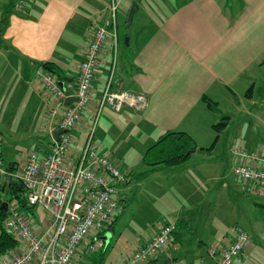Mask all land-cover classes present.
I'll return each instance as SVG.
<instances>
[{
    "label": "crops",
    "instance_id": "crops-1",
    "mask_svg": "<svg viewBox=\"0 0 264 264\" xmlns=\"http://www.w3.org/2000/svg\"><path fill=\"white\" fill-rule=\"evenodd\" d=\"M10 1L12 13L0 37V86H5L0 91V105L6 103L8 107L17 106L22 112L20 130L24 132L25 138L20 141H25L27 145L19 144L6 136L12 121L11 124L0 125V182L3 181L4 174H8L4 170L5 165L10 164L13 168L12 173H9L13 180L24 165L27 151L36 150L44 155L51 147L53 129L48 126L51 119L49 109L54 106L55 99L39 81L38 73L43 69L41 64L47 61L55 63L61 76H54L68 86L74 85L79 62L92 35L91 21L108 16L109 7V0H22L23 3L16 9L13 4L21 0H0V11ZM133 2L137 3L138 8L132 19L139 17L141 25H138V30L141 36L140 39L131 34L128 36L126 45L132 44L130 57H118L117 73L123 81V88L145 94L147 106L141 111L124 107L114 114L116 128L120 125L121 131L127 133L126 137H130L132 132H137L136 128L141 121L142 130L152 128L151 133H155L153 138L166 131H185L189 135L193 134L196 140H206L207 136V140L210 138L211 142V138L214 139L215 136L211 127L215 123L212 116L216 112L203 102L202 96L205 94L217 101L218 107V87L219 92L222 87L228 89L231 96L225 97L233 99L239 94V89L244 90V101H247L244 105L247 110H253L256 122L264 128V75L263 82L254 80L256 70H262L264 74V0H183L171 5L164 1L158 5L154 0H122L120 7L129 12ZM141 16L145 17L143 21ZM107 43L91 84V100L95 101L100 97L112 59L111 41L108 40ZM8 71L10 76H7ZM233 86H238V89ZM249 86H253L252 95L246 97V88ZM68 91L71 92L72 87H68ZM259 102L262 105H258ZM61 110L62 107H58L53 117L55 125ZM87 113L93 114L90 110H86L84 114ZM75 128L77 129V125ZM224 130L220 132L219 138ZM86 134H83L84 138ZM10 136L13 137L12 132ZM74 136L75 133L70 152L76 154L72 147L80 150L84 138L78 144L80 135ZM234 139L240 143V139L231 136L230 144ZM217 142L210 153L195 149L189 159L181 164L183 170L179 168L176 173L179 176L183 172V178L180 176L177 186L180 197L170 211L175 219L173 222H165L174 223L176 229L169 244L146 264H159L157 260L160 255L164 264L169 258H181L186 264L202 262L203 258L199 253L202 247L223 248L237 226L246 230L237 222H234L235 229L232 232L223 229L224 224L231 223L232 214L221 220V223H215L213 219L219 212L234 210L230 197L233 188L223 174L224 165L215 164V151L219 149ZM209 145L210 143L207 146ZM232 145L228 143L229 152L233 154L231 149L235 146ZM197 146L203 145L197 143ZM95 148L100 153L110 155L108 149L102 152L96 145ZM220 153L222 154V150ZM258 154L264 156L262 152ZM233 155L238 162L247 159ZM125 156L122 152L114 159L124 160ZM170 178L171 181H176L175 175ZM187 182L190 184L189 193L185 194ZM210 182L212 187L209 186ZM237 186L238 193L242 195L255 193L254 186L250 183L239 182ZM210 188L211 202H204V198L199 197L203 194L198 191ZM255 206H262L264 210V201L258 200ZM210 208H213L212 214L208 213ZM210 216V224L206 225ZM114 219L116 220V216ZM260 219L259 215L253 223L256 228ZM28 220L39 235L53 221L50 214L40 206L28 216ZM105 230L107 229L100 231L97 237L106 246L109 240L103 237ZM247 232L250 234V242L234 259L233 264H264V260L252 259L247 254L252 250L258 254L259 249L254 248V242H257L254 238L258 239L262 231L256 233L257 237ZM153 234L132 244L125 251L120 250L118 256L108 264H119L124 256L143 245ZM92 238L93 235H90L80 246L76 259L93 255H87L83 251ZM258 244L259 247L263 245L260 242ZM24 249L25 246L18 241L10 251L19 252ZM10 251L0 256V264L8 258ZM192 258V261H187ZM75 261L73 258L69 264ZM31 264H38V260Z\"/></svg>",
    "mask_w": 264,
    "mask_h": 264
},
{
    "label": "built area",
    "instance_id": "built-area-1",
    "mask_svg": "<svg viewBox=\"0 0 264 264\" xmlns=\"http://www.w3.org/2000/svg\"><path fill=\"white\" fill-rule=\"evenodd\" d=\"M121 1L109 0L108 16L91 21L92 35L79 62L74 85L60 84L58 78L43 69L38 73L39 81L55 99L54 106L49 109L51 119L48 126L53 130L60 128L61 132L44 155L36 150L27 151L17 179L25 188L27 203L43 208L53 221L39 235L15 202L7 203L4 226L25 249L10 251L3 264H31L34 260H38V264H69L90 235L93 238L83 248L84 253L92 254L103 245L97 234L114 220V211L121 200L117 186L127 182L129 172L124 173L114 159L98 152L94 143V127L105 105L115 112L124 107L141 111L147 106L145 94L123 88V81L117 73L116 20ZM21 3L22 0L14 3V8H19ZM108 40L112 45V59L93 115L95 122L76 155L70 152L72 131L91 101V84ZM68 87H72L71 92ZM67 98L71 99L67 102ZM58 107H62V110L55 125L53 117ZM231 151L236 156L250 159L239 161L233 169L234 175L241 182L252 184L257 196L264 197V156L248 154L239 147H233ZM175 229L174 223L162 224L149 240L124 256L119 264H146L152 261L158 250L169 244ZM249 242L250 234L237 227L223 248L209 246L207 253L212 264H233ZM172 264L185 263L173 259ZM198 264L207 263L203 260Z\"/></svg>",
    "mask_w": 264,
    "mask_h": 264
},
{
    "label": "rangeland",
    "instance_id": "rangeland-1",
    "mask_svg": "<svg viewBox=\"0 0 264 264\" xmlns=\"http://www.w3.org/2000/svg\"><path fill=\"white\" fill-rule=\"evenodd\" d=\"M163 1L166 4L168 3L171 5L175 4L176 2L179 3L183 0H154V2L158 5L159 3L162 4ZM144 19L145 17L141 16V20L143 21ZM139 22V17L137 16H135L134 19L130 21L127 10L122 9L119 6L116 20L118 35V50H116L117 60L118 57H130L132 44H130V46L126 45L125 39L126 37L128 38L130 34L131 36L133 35L140 39L141 34H139L140 31L138 30ZM10 75L11 74L8 71L7 76ZM263 75L264 74L262 70H256L254 80L259 81V83L263 82ZM4 87L5 86H0V91ZM8 87L11 86H6V88ZM233 88L238 89V86H233ZM238 91L239 96L237 95V97L234 99L233 97L227 98L225 96L230 95L228 89L225 90L222 87V90L219 92L218 87L216 96H218L219 99V106L217 107V105H212L213 111L216 112V115L214 117L212 116V119L215 121V123L219 121L220 117L224 115L231 117L227 128L222 132V135L217 142V147L219 149L215 151V164L220 166L221 163H223L224 165L223 174L226 175L228 183L233 188V190L229 191L230 197L234 203V210L232 212L229 210H225L226 212L223 213L219 212L217 215L213 216V219L215 223H221V220H225L227 216L232 214V219L230 220L231 223L224 224V228L222 227L225 229V231L232 232L233 229H235L234 222L239 223L242 227H244L250 233H253L255 236L256 233L262 231V234H259L258 239L254 238L258 243L260 242L263 244L262 246L260 245L261 247H259V244L254 242V248L259 249L258 254H256L254 250H252V252L248 251L247 254L252 259L256 258L259 260H264V210L262 206H255L258 203V200L264 201V197L257 196V194L254 192H250L245 195L238 193L236 188H238L237 185H239V182L241 181L234 175L232 170L233 167L238 164V161L228 149L229 143V145L233 144L232 146L245 149L246 153L248 154L261 152L264 153V128L261 125H258L259 122H256L254 114L252 113L253 110H247V107L244 105V103L247 102L244 101V90L239 89ZM18 98L16 100H18ZM96 99V101L92 99L86 108L87 112L90 110L93 112V114H83L76 124L77 129L75 128L76 125L73 128L72 134L75 133L74 137H77V134L80 135V139H78L77 142L78 144L84 138L83 134L85 132L88 133L94 125L95 120L93 115L96 111L97 101L99 98ZM258 105H262V103L259 102ZM114 114H117V112L113 111L108 105L104 106L94 127V143L100 151L108 149L109 154L112 157L110 155L109 156L112 159L124 152L126 155L124 160H117L118 162L116 159L114 160L124 173L129 172V180L126 184L122 183L117 186H120L118 188V194L120 197L123 195V198H121L122 200H120L114 211V217L116 216V220L113 227L104 231L103 234V237L109 240V244L105 246L106 250L103 253V248H97L93 255L79 259H76L77 257L74 256V261H76L73 264H108L112 258H116L118 256L120 250L125 251L132 244L134 245L139 241H142L143 238L147 239L149 235L153 233L155 234L162 224L165 222H173L175 219L173 217L175 215L170 214V211L173 206L176 205V199H179L180 197L177 186H179L178 181L181 180L180 176L183 178V172L179 174V176H176V173L179 171V168H182L181 166L186 160L189 159L190 156L184 161L172 166H147L143 163L142 157L147 149V146L153 143V141H156L158 137L153 138L155 133H151L152 128L149 130H142L140 128L141 121L139 122L140 126L136 128L137 132L134 131V133L132 132L130 134V137H126L127 133L121 131L120 125H117L119 127L116 128L114 123ZM21 122L22 112L18 110L17 106L8 107L6 103L0 105V125H7L9 123L11 124L9 129L13 133V137L10 136L11 132L7 131L6 136L10 137L8 139L12 138V140L18 141L19 144L27 145L25 141H20L25 138L24 132H22V129L20 130ZM134 128L135 127H133V130ZM75 130L78 131L76 132ZM190 136L195 141H197L198 145L207 146L208 143L211 144L213 141V138H211V142L210 138L207 140V136L206 140H196L193 134H190ZM231 136H235L237 139H240L241 144L238 141L235 142L236 139L232 140L230 144L229 138ZM127 146L130 148H127ZM232 146H230V148ZM72 148L75 150L76 155H78L80 151L74 148V146ZM221 150L222 154L220 153ZM14 153H16V151ZM150 154H153V152L151 151ZM174 175L176 177V181H171L170 177H173ZM189 186L190 184L187 182L185 186V194L187 192L189 193ZM209 186H211V182L209 183ZM210 190L211 188L209 190L198 191V193L203 194L199 197H203L204 202H211L210 197L212 192ZM181 196V198H184V195ZM210 209L211 210L208 213L212 214L213 208ZM259 209L261 210L260 213ZM259 215L261 216V219L258 223V227L256 228L253 223L256 221V219H258ZM210 219L211 216L206 222V225L210 224ZM51 229L53 230V227ZM221 239H224L223 236ZM167 245L168 244H165L162 248ZM218 247L219 249L222 248V246H217V248ZM162 248L158 250L156 256ZM178 260L185 264L187 263L181 258ZM192 260L193 258L187 261L190 262ZM157 261L159 264H164V260L161 255ZM198 263L201 262H195L194 264Z\"/></svg>",
    "mask_w": 264,
    "mask_h": 264
},
{
    "label": "trees",
    "instance_id": "trees-1",
    "mask_svg": "<svg viewBox=\"0 0 264 264\" xmlns=\"http://www.w3.org/2000/svg\"><path fill=\"white\" fill-rule=\"evenodd\" d=\"M10 13H12L11 1L7 2L0 11V37L3 35V31L8 22ZM41 66L43 67V70L48 71L53 75L59 77L61 76L60 69L55 63L47 61L42 63ZM58 80L60 79L58 78ZM252 89L253 86H249L247 88L245 92L246 97H251ZM202 100L209 108H213L212 105L218 104L217 101L212 100L205 94L202 96ZM229 119L230 116L224 115L219 121L212 124L211 127L215 133V136L212 143L208 147H198L196 141L185 131H166L162 133L154 143L147 147L142 157L143 163L150 167H155L158 165L172 166L188 158L192 150L194 151L197 149L202 152L210 153L219 139L220 132L227 127ZM151 151L153 154H150ZM4 167L5 172L8 174L12 173L13 168L10 167V164L5 165ZM3 201H6L7 203L15 202L18 210H20L27 219L29 215L34 213L35 208L38 206L29 205L27 203L25 188L17 178H13V185L10 186L7 191L5 186H3V181L0 182V256L7 254L11 249H14L18 243V240L14 234L7 230L3 225L8 213L7 210L4 211L1 205ZM114 221L115 219L112 221V223L108 224L106 229L112 228ZM98 248H103V253L106 250L104 243ZM94 252L92 254H94Z\"/></svg>",
    "mask_w": 264,
    "mask_h": 264
},
{
    "label": "water",
    "instance_id": "water-1",
    "mask_svg": "<svg viewBox=\"0 0 264 264\" xmlns=\"http://www.w3.org/2000/svg\"><path fill=\"white\" fill-rule=\"evenodd\" d=\"M137 8H138L137 3H136V2H133V3L131 4L130 9H129V12H128L129 20L132 19V17H133V15H134V13L136 12ZM125 43L128 44V38H127V37H126V39H125ZM61 83H62V82H60V84H61ZM70 99H71V98H67V99H66L67 102H68V100H70ZM60 132H61V129H60V128H55V129L51 132L52 138H53L54 140H56L57 137H58V135L60 134ZM191 152H193V150H192ZM12 185H13V180H12V176H11V174H4L3 186H5L6 191H7V190L9 189V187L12 186ZM1 205H2V207H3V209H4V211H6V209H7V202H6V201H3ZM3 225H4V223H3ZM199 253H200L201 257L203 258V260H204L207 264H212L211 261H210V257H209V255H208V253H207V249H206V247H202V248L200 249ZM171 263H172L171 258L167 259L166 262H165V264H171Z\"/></svg>",
    "mask_w": 264,
    "mask_h": 264
}]
</instances>
